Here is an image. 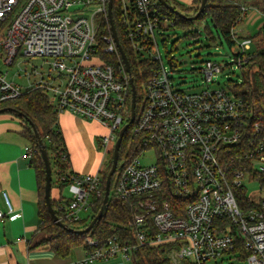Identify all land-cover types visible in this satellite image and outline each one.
Wrapping results in <instances>:
<instances>
[{
  "label": "built area",
  "instance_id": "2783aa9c",
  "mask_svg": "<svg viewBox=\"0 0 264 264\" xmlns=\"http://www.w3.org/2000/svg\"><path fill=\"white\" fill-rule=\"evenodd\" d=\"M159 3L116 0L128 44L138 59L156 63L145 81L140 113L136 100V116L129 126L133 125L134 142H127L123 160L119 156L114 191L135 210L126 224L133 236L114 233L104 242L88 236L91 250L79 264L112 258L131 262L145 245L167 246L173 264H224L227 259L231 264H264V196L255 200L247 194L252 206L244 208L236 195L240 189L247 192L246 181L262 185L258 177L264 178V122L232 84L209 85L196 93L176 89L161 55L152 56L157 34L174 25ZM108 4L109 0H0V21L12 17L0 33V106L36 89L59 114L67 111L98 121L108 130L99 140L105 148L99 171L71 178L72 198L62 207L63 222H78L82 212L93 208L102 193L104 159L114 153L119 132L131 119L130 76L112 32L101 34L96 23L97 17L108 16ZM242 10L241 21L231 31L242 48L233 62L241 71L253 47L250 36L264 26L263 11L245 4ZM241 22L254 33L244 34ZM22 51L51 61L48 80L41 74L25 90L2 70L12 67ZM114 55L120 57V66L110 62ZM202 72L208 84H215L222 68L208 60ZM149 150L156 160L145 164L142 156ZM33 153L27 146L24 157ZM4 197L8 216L15 220L18 215L6 193ZM5 216L0 209V219Z\"/></svg>",
  "mask_w": 264,
  "mask_h": 264
},
{
  "label": "trees",
  "instance_id": "16d2710c",
  "mask_svg": "<svg viewBox=\"0 0 264 264\" xmlns=\"http://www.w3.org/2000/svg\"><path fill=\"white\" fill-rule=\"evenodd\" d=\"M114 2L115 7L113 17L115 26L120 43L130 61L131 73L137 90V83L140 78L146 81L150 73V69L156 63L151 62L148 59H138L133 47L130 46L126 40L125 28L122 26L121 18L117 12L118 7L116 6V0ZM168 2L188 17L195 16L198 13L199 6L201 4V0H194V3H199V6L190 10V7L183 6L175 0H168ZM242 4L245 3L241 0H208L204 12L196 20H188L180 17L168 10L161 3H159V7L161 8V12L168 16L174 23L173 28L179 27L191 30L195 29L197 25H201L205 21L207 26L203 30L206 31L207 34H214L210 26L211 24L217 32L221 43H223L222 39L224 38L230 45H235L231 31L241 21V17L243 15ZM249 5L264 12V0H251ZM208 19L210 20V24L207 22ZM98 29L101 34L110 33L111 26L108 16L103 15L100 17ZM192 33L194 35H198L197 31H192ZM250 37L253 39V45L255 48L252 47L253 49L247 52L248 60L241 71V81H237V83L232 86V89L238 96L246 101V103L250 104L254 108L257 118H260L264 122V26L258 31V33ZM110 62L117 66L121 65V59L118 55L112 56L110 58ZM139 66L143 70L141 76L138 71ZM138 95L139 93L137 90V101ZM4 107H11L23 115L21 116L20 114L9 112L19 118L23 126L22 132L28 138L32 144V148L34 149L31 159L37 171L41 189V206L39 214L42 219V224L40 228L45 234H48L47 231L53 233L51 236H47L46 240L51 244V247L56 251V253L65 257L69 255L72 249L76 246H82L86 251H90L91 248L87 244L88 236L100 240L101 242H104L114 233H117L122 237L128 236L132 238L133 233L126 228V224L133 218L135 210L131 203L122 202L117 199L112 191L113 185H111V198L107 210L103 218L97 222L96 226L89 233L79 234L77 232H69L54 222L45 201V164L38 146V140L34 135L33 127L30 122H33L37 127L41 138L46 145L49 157L51 151L55 155L57 163V182L61 189L72 182L71 178L76 173L70 169V157L65 137L59 124V113L55 106L50 103L47 95L36 89H30L18 99L0 106V108ZM121 151L122 148L120 150V155ZM112 159L113 157L110 159V164L107 169L103 171L102 193L99 197L95 198L92 208L93 213L90 217H88L90 221L83 218H81L78 222L72 223L64 220V222L75 231L86 228L99 212L103 204L106 179L112 166ZM52 170L54 176L53 167ZM258 178L261 179L262 185L264 186V178ZM54 186L55 183L53 181L52 190ZM61 192L62 191H60V193ZM236 195L241 207L248 208L252 206L248 199L247 192L244 189L238 190ZM68 202L69 201L62 195L58 200L52 197L53 207L60 218L64 215L62 207L64 204H68ZM131 264L173 263L168 255L167 246L150 247L149 245H145L138 248V250H136L133 254Z\"/></svg>",
  "mask_w": 264,
  "mask_h": 264
},
{
  "label": "crops",
  "instance_id": "0c3cea01",
  "mask_svg": "<svg viewBox=\"0 0 264 264\" xmlns=\"http://www.w3.org/2000/svg\"><path fill=\"white\" fill-rule=\"evenodd\" d=\"M179 1L194 5V0ZM59 124L68 148L71 171L79 174L98 172L103 155L96 150V142L99 143L101 136L108 132L107 128L98 121L83 119L67 111L59 114ZM22 131L18 117L11 113L0 114V209L6 214L0 219V264H79L87 254L84 247L76 246L69 255L61 256L40 228L41 189L32 156L24 157L25 148L32 144ZM54 189L52 197L58 200L62 194ZM5 193L18 215L15 220L8 216ZM128 263L112 258L94 264Z\"/></svg>",
  "mask_w": 264,
  "mask_h": 264
},
{
  "label": "rangeland",
  "instance_id": "374dc122",
  "mask_svg": "<svg viewBox=\"0 0 264 264\" xmlns=\"http://www.w3.org/2000/svg\"><path fill=\"white\" fill-rule=\"evenodd\" d=\"M26 0H22L24 2ZM173 1V0H170ZM179 4H184L186 7H190L194 9L199 6V3L189 2L185 4L179 0H175ZM245 5L250 6L251 0H241ZM183 5V6H184ZM190 5V6H189ZM12 18V17H11ZM11 18L7 22L0 21V33H2L10 24ZM100 17L96 18L97 25L99 24ZM207 22L210 24V20ZM246 22H241L239 24L240 28L244 29V34L250 36L254 33V30L250 26L245 25ZM206 22L204 21L201 25H197L195 29L186 30L179 27H172L168 30L161 31L156 36V41L158 47H155L152 56L161 55V60L164 66L168 69L169 75L172 78L173 84L176 89L184 90L188 93H196L205 89L207 86L212 85V87H230V85H235L237 81L240 80L241 70L236 65L233 64L235 57L242 52V48L238 45H230L224 38L222 39L223 43L210 24L214 34L209 35L203 29L206 27ZM192 31H197L198 35H194ZM257 41V40H256ZM253 48L255 46L253 45ZM252 48V49H253ZM215 53H221L222 55L216 56ZM227 54V55H225ZM149 56L151 54H145ZM211 60L222 68V73L218 76L219 83L208 84L206 82V78L202 72V69L205 67L206 61ZM233 68L235 70H233ZM3 71H8L9 79L13 80L16 84L23 87L25 90L30 84L37 82L41 79V74L44 75V78L48 80L46 77L51 72V61L48 58L37 57L31 58L30 56H26L23 51L21 55H19L16 59L15 64L12 67H3ZM140 76L143 73L142 68L139 66L138 68ZM234 71V72H233ZM55 75V74H54ZM138 90V104L137 111L140 113V107L142 103V96L145 95L146 92V84L145 81L140 78L137 83ZM127 123V122H126ZM133 125L126 132V136L124 138V142L122 145L121 151V159L123 158L122 154H126L128 151L127 142H134L133 137L131 136ZM96 150L99 151V154L103 155L105 153V148L100 146L98 141L96 142ZM114 151V150H113ZM101 157V156H99ZM113 157V152L107 155L103 162V171L107 169L110 164V159ZM51 164L54 169L53 181L55 183L54 192L58 189V191H62V196L70 201L72 198V193L70 191V184L64 186L60 189V186L57 182V174H56V160L53 152H50ZM101 159V158H100ZM123 160V159H122ZM156 156L153 150L147 151L142 156V162L145 164L155 163ZM102 161V160H101ZM119 170L116 174H114L112 178V191H115L116 180L118 176ZM244 186L247 188V194L252 198L257 200L260 196H264V186L257 180L252 182H244ZM53 195V190H52ZM69 203V202H68ZM68 204H64L66 207ZM93 213V210L90 209L87 212H82L83 219H88ZM90 221V219H88ZM46 232V231H45ZM48 234L46 236H51L52 232L47 231ZM128 263V262H127ZM130 264V263H128ZM221 264V263H218ZM224 264H231L230 260H225ZM232 264H244L243 262L234 261Z\"/></svg>",
  "mask_w": 264,
  "mask_h": 264
},
{
  "label": "water",
  "instance_id": "95a60500",
  "mask_svg": "<svg viewBox=\"0 0 264 264\" xmlns=\"http://www.w3.org/2000/svg\"><path fill=\"white\" fill-rule=\"evenodd\" d=\"M164 7H166L168 10L171 12L175 13L176 15L186 18L188 20H196L198 19L201 14L204 12L208 0H201V4L199 6V11L195 16L188 17L185 14H183L180 10L176 9L175 6L171 5L168 0H158ZM108 18L110 21V26H111V32L112 36L114 38V41L117 45L118 51L120 53L121 59L123 60V63L125 65V68L130 76V82L132 86V101H131V119L128 124H126L119 132L118 139L116 141V145L114 148V153H113V159H112V166L111 169L107 175L106 179V186H105V194H104V199H103V204L99 210V212L96 214V216L91 220V222L88 224V226L82 230H74L73 228H70L65 222L62 221V219L57 215L56 210L53 207L52 203V187H53V170H52V165H51V160L46 148L45 143L43 142L41 135L37 129V127L34 125L33 122H30L32 127H33V132L35 137L38 140V146L40 148L41 156L44 160L45 164V201L47 208L56 224L58 226L68 230L69 232H77L79 234H87L89 233L97 224L99 220H101L107 210L108 204L110 202L111 198V184H112V178L116 171L118 170L119 167V156H120V148L123 142V139L126 135V132L130 126V124L134 121L135 116H136V100H137V90H136V85L134 83V78L131 73V64L130 61L120 43L119 36L117 33V29L115 26L114 22V17H113V0H109L108 4ZM216 56L222 55L221 53H215ZM227 55V54H225ZM15 113V114H20L17 110L11 108V107H4L0 108V114L4 113ZM23 116L22 114H20ZM122 166V164L120 165Z\"/></svg>",
  "mask_w": 264,
  "mask_h": 264
}]
</instances>
